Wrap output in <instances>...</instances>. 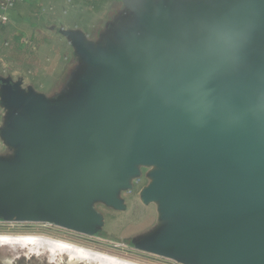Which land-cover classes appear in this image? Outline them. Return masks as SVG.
<instances>
[{
  "label": "water",
  "instance_id": "water-1",
  "mask_svg": "<svg viewBox=\"0 0 264 264\" xmlns=\"http://www.w3.org/2000/svg\"><path fill=\"white\" fill-rule=\"evenodd\" d=\"M121 1L134 26L118 44L75 38L102 73L86 97L53 114L8 87L5 105L27 115L5 135L21 152L0 162V220L94 235V200L121 210L117 191L153 166L143 201L186 221L146 251L181 264H264V0H224L187 26L171 14L182 0Z\"/></svg>",
  "mask_w": 264,
  "mask_h": 264
},
{
  "label": "rangeland",
  "instance_id": "rangeland-1",
  "mask_svg": "<svg viewBox=\"0 0 264 264\" xmlns=\"http://www.w3.org/2000/svg\"><path fill=\"white\" fill-rule=\"evenodd\" d=\"M72 4L74 7L67 15L63 9ZM224 4V0H182L171 14L173 20H182L181 24L187 26L188 20L208 16L210 20L222 11ZM50 6L55 9L50 10ZM77 6L81 10H76ZM9 11L21 24L0 29L1 108L5 106L8 87L16 85L22 96L49 103L53 114L69 109L86 97V82L98 81L102 76L78 55L75 38L83 39L91 47L105 48L118 44V32L134 26L131 14L120 3L116 5L110 0H21ZM13 113L27 115L21 108H3L0 136L3 131L4 139L10 131L8 116ZM5 141L10 146L5 145L7 152L0 153V162L14 165L19 161L21 147ZM154 171L153 166H140L138 174L130 178L129 187L117 191L121 210L94 200L92 209L102 217L101 225L94 226V235L68 231L48 220L15 223L3 219L0 234L45 235L143 264H181L146 251V246L158 248L160 240L178 236L180 222L182 226L186 221L178 215L164 217L158 202L143 201L142 193L153 180ZM27 263L23 258L16 261Z\"/></svg>",
  "mask_w": 264,
  "mask_h": 264
},
{
  "label": "bare ground",
  "instance_id": "bare-ground-1",
  "mask_svg": "<svg viewBox=\"0 0 264 264\" xmlns=\"http://www.w3.org/2000/svg\"><path fill=\"white\" fill-rule=\"evenodd\" d=\"M0 237L2 264H16L21 258L29 264H143L45 235L0 234Z\"/></svg>",
  "mask_w": 264,
  "mask_h": 264
},
{
  "label": "crops",
  "instance_id": "crops-1",
  "mask_svg": "<svg viewBox=\"0 0 264 264\" xmlns=\"http://www.w3.org/2000/svg\"><path fill=\"white\" fill-rule=\"evenodd\" d=\"M19 1H21V0H16L15 2H14V5H16V4H18V2ZM99 1H101V0H99ZM106 1H109V0H106ZM111 1H114V3L117 5V3H120L123 7H124V9L128 12V13H130L131 14V16L133 17V14H132V12L130 11V10H128L126 7H125V5L123 4V2L121 1V0H110V2ZM73 7H74V5L72 4V5H69V6H65V9H63L64 10V13H66L67 15L72 11V9H73ZM53 9H55V7H51L50 6V10H53ZM75 9L76 10H81L78 6L77 7H75ZM11 11V10H10ZM10 11H8V14H9V17H10V22L9 23H7L6 25H0V29L1 28H4V27H6V26H19L20 24H21V22L20 21H18L17 19H15V17L14 16H12L13 15V13H12V15H11V13H10ZM117 39V38H116ZM17 49V48H16ZM14 50H15V48H14ZM1 58H2V55H1V53H0V60H1ZM0 73H1V71H0ZM4 105H5V103H4ZM3 105V106H4ZM2 106V105H1ZM6 107V105L4 106V107H0V124H2V122L4 123V114H3V108H5ZM12 110H13V108H12ZM13 116H14V113L12 114V115H10V116H8V124H10L11 122H12V119H13ZM5 145H7V146H10V145H8L7 143H6V141H5V139H4V133H3V131L1 132V136H0V153H4V152H7V151H5L7 148H6V146Z\"/></svg>",
  "mask_w": 264,
  "mask_h": 264
},
{
  "label": "built area",
  "instance_id": "built-area-1",
  "mask_svg": "<svg viewBox=\"0 0 264 264\" xmlns=\"http://www.w3.org/2000/svg\"><path fill=\"white\" fill-rule=\"evenodd\" d=\"M15 1L16 0H0V25H5L10 22L8 11Z\"/></svg>",
  "mask_w": 264,
  "mask_h": 264
},
{
  "label": "snow or ice",
  "instance_id": "snow-or-ice-1",
  "mask_svg": "<svg viewBox=\"0 0 264 264\" xmlns=\"http://www.w3.org/2000/svg\"><path fill=\"white\" fill-rule=\"evenodd\" d=\"M0 239H3V238L0 237ZM24 239H26V240H32L33 238H31V237H25ZM64 247H67V245H64Z\"/></svg>",
  "mask_w": 264,
  "mask_h": 264
}]
</instances>
